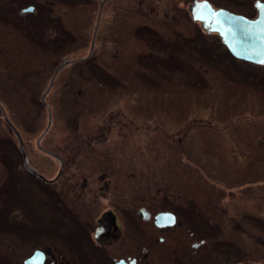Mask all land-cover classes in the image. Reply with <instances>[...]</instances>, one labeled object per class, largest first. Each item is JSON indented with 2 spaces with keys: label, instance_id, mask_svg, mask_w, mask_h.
<instances>
[{
  "label": "flooded vegetation",
  "instance_id": "af4514ba",
  "mask_svg": "<svg viewBox=\"0 0 264 264\" xmlns=\"http://www.w3.org/2000/svg\"><path fill=\"white\" fill-rule=\"evenodd\" d=\"M111 1L102 0L99 4L88 55L59 63L60 44L74 40L69 25L75 10L90 14L86 5L91 0H0V218L13 205V216L5 217L6 227L24 229L28 218L43 226L46 217L53 224L47 231H0V264H264V130L258 131L260 137L256 138V134V142H252L235 120L226 122L220 132L219 126L203 119L192 121V125L178 119L171 122L185 123L173 131V126L159 123L151 128L141 127L144 119L132 120L127 115L120 119L123 114L116 111L107 120L91 121L94 124L84 120L75 125L69 115L66 123L70 130L60 143L59 121L55 117L67 110L59 105L57 93L62 68L78 65V69H85L82 74L67 73L63 83L70 93L63 101L72 112L76 107H90V90L108 88L105 81L110 73L104 67V59L151 67L165 63L171 68L198 63V54L188 61L187 55L181 53L178 57L172 51L186 48L189 43L195 51H203L204 35L217 37L216 44L229 61L261 67L238 60L219 36L206 34L200 23L192 19L189 7L190 26L196 28V33L182 37L180 27H187L181 23L187 16L186 0L179 1L173 13H163L165 18L171 16L176 21L164 24L158 22L154 0H141L143 4L129 10L127 6L119 8L122 3L117 4V8H111V19L102 31V48L97 55L99 21ZM135 1L138 0L126 3ZM194 1H207L214 9L248 19L256 17L257 3H264L230 0L238 5V9L230 10L211 0ZM142 14L144 18L139 23L128 19L126 23L122 18ZM7 29L16 32L17 41L12 42ZM187 37L192 38L190 42ZM166 38L168 42L164 41ZM110 39L117 42L108 56L105 44ZM125 40L132 45H124ZM23 46L26 48H20ZM12 49H16V54L11 57ZM37 52L51 54L38 75L27 72L24 65L30 59L36 61ZM50 69L53 71L49 84L43 91ZM170 74L163 72L159 76ZM176 75L179 82L186 79ZM76 80L78 85L74 84ZM26 83L30 93L29 121L21 110L26 102L22 106L18 96ZM193 130H200L193 142L200 152L190 153L188 139ZM223 132H227L226 139H231L228 146L234 152L232 157L223 152L226 146L220 148L213 142L218 136L211 133ZM28 136H34V145L29 144ZM144 137L148 138L147 143ZM119 141L132 142V167L126 163L114 165L127 155L114 151ZM252 144H256L258 153ZM158 146L164 156L163 165L156 171L159 176L142 184L133 167L136 157L141 153L142 159L145 155L147 158L142 160L149 166L156 162ZM202 146H210L212 151L203 152ZM122 148L127 150V145ZM219 150L223 151L217 155ZM255 156L258 163L253 164ZM82 163L90 166L88 176L77 171ZM151 170L154 172L155 167ZM193 176L195 179L189 181ZM29 198L36 202L32 204L37 208L35 214L27 204ZM25 207L32 210L30 216H25ZM31 220L26 222L32 225Z\"/></svg>",
  "mask_w": 264,
  "mask_h": 264
},
{
  "label": "rangeland",
  "instance_id": "374dc122",
  "mask_svg": "<svg viewBox=\"0 0 264 264\" xmlns=\"http://www.w3.org/2000/svg\"><path fill=\"white\" fill-rule=\"evenodd\" d=\"M101 1L102 0H91L90 5H86L87 7H90V14L83 12V10H75L74 20L70 21L69 25L71 26V33L73 35L72 38L74 40H71L70 42L65 40L60 44L58 49L59 63H61L64 59L72 61L83 59L88 55L90 42L95 30L98 7ZM140 1L141 0L135 1L134 4H127L126 0H112L107 5L99 21V32L97 41L95 43V51H97V53L99 52L97 55L100 54L102 48V31L105 30L107 22L111 19V8H117V4L122 3V5L120 4L118 7L120 8L123 6L125 8L127 6L129 10L139 7V3L143 4V2ZM179 1L183 2V0H154L157 7L156 11L158 12V22L163 24L169 23L168 21L176 22L171 19V16L165 18L163 13H173L174 7L178 5L177 3ZM192 1L193 0H186L185 6L187 9V16L185 17V20L181 19V23L186 24L187 27H180V35L182 37L186 36V33L188 36L196 33V28L194 26H190L191 21L188 16V5H190ZM211 1L214 2V5L216 6H224L230 10L238 9V5L230 0H217L216 2L215 0ZM64 10L67 11L66 8ZM64 10L62 9V11ZM122 18L123 20H130L132 23H139L142 22V18L144 17L142 14L140 17L135 16L134 18L130 15L125 16V19L124 16ZM128 20L126 23H129ZM65 26H67V20H65ZM1 31L4 30L1 29ZM7 32H12V34H8L9 36L13 37L12 42L18 40L17 34L14 30H8ZM61 33V35H65L63 31H61ZM66 38H68V36ZM191 39V37H187L186 41L190 42ZM164 41L168 42L169 39L166 38ZM115 42L117 41L111 39L106 42L105 50L108 52L107 55L113 52V49L115 50L116 45H113ZM165 42L164 45L166 46L167 44ZM217 42V37L215 35H204L202 43L203 51H195L190 47L191 43H189L186 48L179 47L177 49H173L172 55L178 56L179 54L183 53L189 57L188 61H191V59H193V57L198 54L199 60H197L198 63L190 62V64H180L178 67L175 66L172 68L167 67V64L165 63L156 64V66L151 67L144 66V64L137 66V64L135 65L134 62H128L129 64H127L125 62H121L120 60L116 63L111 59H104L105 62L107 61V64H104V67H106L110 73V76H108V79L105 81L108 85V88H103L104 90H99L98 88L90 90L92 99L90 101V107L86 109H84L83 106L76 107V110H72V112H70V106H66V102L63 101L64 96L70 95V93L67 94V91H65L67 87H63V83L66 81L65 77L67 73L70 75V72L73 71L75 75L82 74L85 72V69H78V65L62 68L58 76L59 88L57 93L60 95L59 99L61 100L59 105H61L63 108H66L68 112L66 110V114L59 113L60 116L55 117V119L59 121L60 143L63 142V138L68 135V130H70V126L68 127L66 123V119H69V115L70 118L74 119L75 125H78L82 124L84 120L89 122L92 121L94 123L100 120H107L109 116H112V114L116 113V111H119L123 114L122 116L120 113H118L121 115L119 117L120 119L125 118L126 115L132 120L144 119V121L139 124L141 127L148 126L151 128L155 125V123H159L173 126V131L181 128V125L185 123L183 122L181 125H179L180 123L177 124L171 122L178 119H181V121H189V125H192V121L203 119V121L214 124L215 127L219 126L218 128L222 129L220 132L224 130L222 127L227 126L226 122L229 120H235L234 123H236V125L242 126L240 129L245 130L247 140L250 141L248 138L250 137L252 142H256L254 136L257 134L256 138H259L260 136L258 135V131L264 130V66H261L262 68H257L255 66L246 65L240 62L229 61L230 59L227 57V54L220 48L219 45L216 44ZM124 45L129 47L132 44L128 40H125ZM18 48L19 47H17V49ZM20 48L25 49L26 46ZM15 51L16 49L13 50L11 57ZM18 55H20V53ZM35 55L37 56L36 61L34 59H30V61L28 63H24V65L27 72H36L35 74L38 75L40 74L39 71H41V68L46 64L47 58L51 56V54L37 52ZM182 59L185 60L184 58ZM199 63L201 65H199ZM202 64L204 68L202 67ZM55 65H57V63ZM143 70L145 73H143ZM52 71L53 69L49 70L48 78L44 81L43 91L49 84V78ZM153 72L156 73V78H154ZM163 72H168L171 74L170 76L167 75V77L163 75L159 76V74H162ZM176 74H181L182 77H185L186 79H181L183 82H179L178 79H175L177 78ZM78 83L79 81L77 82V80L74 82L75 85H78ZM26 87L27 83L18 93V96L20 97L21 102L23 101L22 106H25L24 101L26 102V107H21V110L25 113L26 119L29 121L31 116L29 107L27 106V99H29L30 93L28 90H26ZM9 109H11L10 106ZM135 115L139 117L137 118ZM241 120H245L242 125L239 124V121ZM92 122L90 124H94ZM198 131L200 132V130H193L190 133L191 136L189 134V144L187 148L190 153L197 150L196 145L193 144V142L199 135ZM211 135L216 136L215 138L218 136V139H213V142L217 143L216 145L220 146V148L222 146L227 147V150L217 151V155L222 151L229 155L234 153L228 146L231 144L229 143L231 139H226L227 132H223L220 135L217 133H211ZM27 138L29 139V144L34 145V136H28ZM144 139L147 143L148 138L144 137ZM144 139L142 138L141 141H144ZM125 144L127 145V150L122 148V146ZM131 144V141H119V143L116 145L117 149L114 151L118 152L120 155L126 152L127 155L123 157L119 156L120 158L118 159V163H114L115 166L123 163H126L128 166L134 164L133 160H135V156L133 157L131 153ZM252 146L255 147V152L258 153L259 149H257L256 144H252ZM157 149L161 152L156 150V162L152 161V164L149 163V166H147L145 161L142 160L143 158H147L145 155L142 159L141 153L136 157V165L133 167L135 169V173L138 174L136 176L137 179L142 184L146 180L151 181V178L154 179L159 176V173H156V171L160 170V165H163L164 156L162 148L158 146ZM201 150L203 152L208 151L209 153L212 151L210 146H202ZM190 156L192 155L190 154ZM230 157H232V155ZM256 157L257 156L254 158ZM138 158L139 164L137 163ZM254 158H252L253 164L255 162L258 163L257 158ZM231 159H234V157ZM81 165L83 166L77 168V171L88 176L90 166L86 165V163H82ZM153 166L155 167L154 172L151 170ZM227 167L230 168L231 166L227 165ZM192 179H195V176L189 178V181H192ZM188 186L192 188L191 185ZM190 187H188V189H190ZM18 195L20 196V194ZM68 195H70V193ZM27 204L29 207H31L33 212L34 210H37V208L32 206V204H36L32 198L28 199ZM44 207H46V205ZM25 208V216H30V212H32V210L30 209L31 211L29 212L27 211V207ZM13 213L14 206L12 205V207L10 206V209L3 215L8 218L9 216H13ZM16 213L20 215L19 211ZM34 214L32 215L33 217H35ZM5 217L0 218V223L2 225L0 231L3 232L23 231L24 229L41 231V228H43L44 231H47L49 228H51V226H53L52 222H48L45 217L42 220L44 223L43 226H41L40 223L35 222V219L33 221L31 218H28L25 220V224L23 226L24 229L22 227H6V224L4 223ZM27 220H31L33 224L31 225L29 221L26 222Z\"/></svg>",
  "mask_w": 264,
  "mask_h": 264
},
{
  "label": "water",
  "instance_id": "95a60500",
  "mask_svg": "<svg viewBox=\"0 0 264 264\" xmlns=\"http://www.w3.org/2000/svg\"><path fill=\"white\" fill-rule=\"evenodd\" d=\"M257 15L248 19L226 10L214 9L207 1L189 6L192 19L206 34H216L238 60L264 66V3L256 5Z\"/></svg>",
  "mask_w": 264,
  "mask_h": 264
}]
</instances>
